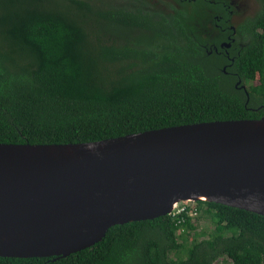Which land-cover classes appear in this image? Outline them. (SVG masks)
<instances>
[{"label": "trees", "instance_id": "trees-1", "mask_svg": "<svg viewBox=\"0 0 264 264\" xmlns=\"http://www.w3.org/2000/svg\"><path fill=\"white\" fill-rule=\"evenodd\" d=\"M176 1L0 0V143L90 142L261 118L264 0L231 23L234 33L215 35L207 15L216 5ZM227 36L228 57L212 50ZM197 205L195 221L181 226L170 215L131 221L65 257L0 256V264H264V215ZM201 220L213 230L196 231Z\"/></svg>", "mask_w": 264, "mask_h": 264}, {"label": "water", "instance_id": "water-1", "mask_svg": "<svg viewBox=\"0 0 264 264\" xmlns=\"http://www.w3.org/2000/svg\"><path fill=\"white\" fill-rule=\"evenodd\" d=\"M184 200L264 215V115L90 142L0 143L1 257H65Z\"/></svg>", "mask_w": 264, "mask_h": 264}, {"label": "flooded vegetation", "instance_id": "flooded-vegetation-1", "mask_svg": "<svg viewBox=\"0 0 264 264\" xmlns=\"http://www.w3.org/2000/svg\"><path fill=\"white\" fill-rule=\"evenodd\" d=\"M152 3H161L162 1H167V2H171L174 3L175 5H177V1L176 0H149ZM228 1V0H227ZM209 3L213 4L214 6L216 5L217 10L214 11L213 9H208V12L210 14L207 15V18L210 16V18L208 19L209 23L208 26L210 27V31H211V35H215V34H223V31H225V28H232L233 29V33L235 32L234 30V25H231V20H232V16L235 13L234 8L232 7L233 10L228 9L230 6H232L231 1H228L229 4H225L223 2V0H208ZM223 5H225V8L228 9L229 12V19L227 20H223ZM241 19L236 20L235 22L240 21ZM229 23V25H228ZM224 25V26H223ZM205 30L207 29V27L204 28ZM230 39L228 41H223V39H221L217 46L213 45L212 50L216 53H223L226 57H228V53L226 48H228L231 44V42L233 41V38H230V36H227V39ZM224 43H229V45H226ZM218 48L220 50H218ZM211 51V50H210ZM225 67H222V69L224 70ZM239 81V80H238ZM237 81V82H238Z\"/></svg>", "mask_w": 264, "mask_h": 264}, {"label": "rangeland", "instance_id": "rangeland-1", "mask_svg": "<svg viewBox=\"0 0 264 264\" xmlns=\"http://www.w3.org/2000/svg\"><path fill=\"white\" fill-rule=\"evenodd\" d=\"M228 1H231L232 7L235 10L234 15L232 16L233 18L231 20L232 23L238 19H243L247 16L253 15L256 11H258L260 7V0H228ZM201 229L211 231L213 230V224L208 220H201L197 224L196 231H199ZM191 236H193V232L188 233V237L190 238ZM217 264H232V263L226 257H224V258H219L217 260Z\"/></svg>", "mask_w": 264, "mask_h": 264}, {"label": "built area", "instance_id": "built-area-1", "mask_svg": "<svg viewBox=\"0 0 264 264\" xmlns=\"http://www.w3.org/2000/svg\"><path fill=\"white\" fill-rule=\"evenodd\" d=\"M199 213L200 209L197 201L184 200L174 203L168 215L175 220L176 224L181 226L185 222V217L194 222Z\"/></svg>", "mask_w": 264, "mask_h": 264}]
</instances>
